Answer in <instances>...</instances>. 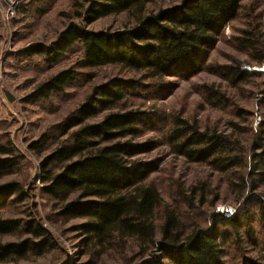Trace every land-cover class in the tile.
Returning <instances> with one entry per match:
<instances>
[{
    "label": "trees",
    "instance_id": "16d2710c",
    "mask_svg": "<svg viewBox=\"0 0 264 264\" xmlns=\"http://www.w3.org/2000/svg\"><path fill=\"white\" fill-rule=\"evenodd\" d=\"M245 0H182L179 5L148 13L155 0H86L78 13L85 26L110 17L127 14L135 25L121 31L87 30L71 25L50 46L33 45L23 51L25 57L41 55L50 65L59 63L74 47L83 50L80 67H120L144 76L147 80L163 81L168 77L188 78L205 70L211 53L225 35L226 29L238 19ZM258 30V31H257ZM243 31L236 38L240 49L252 57L251 64H264V43L259 29ZM226 80L234 88L259 76L239 65L222 68ZM80 73L74 68L63 70L39 84L25 99L38 104L54 95H63L74 86ZM140 81L114 79L96 89L75 115L58 126L66 142L57 147L43 164V191L60 204L58 216L65 222H82L77 229L87 247L96 251L126 248L136 244L138 264H227V249L240 248L247 239L257 243L250 210L255 209L264 226V200L256 192L264 186V147L257 153H245L232 136L218 130L199 127L183 117H175L165 137L172 155L188 163L209 167L229 175L241 193L249 192L241 210L231 218L213 214L210 228L189 231L180 216L164 210L157 185L150 180L158 166L139 157L154 147L140 142L145 129L153 124L147 113L127 110L128 101L136 97ZM206 96L219 104L224 95L211 87ZM100 121H96L106 112ZM35 143L38 149L43 143ZM48 144V143H47ZM22 156L10 140H0V181L22 166ZM205 187H193L195 199ZM19 182L0 183V237L19 233L20 242L0 241V264H22L30 255L42 256L55 249L46 229L36 221L20 225L3 216V206L26 198ZM117 245V246H116ZM119 250V249H118ZM120 251V250H119ZM153 254L154 260H147ZM248 264H258L244 256Z\"/></svg>",
    "mask_w": 264,
    "mask_h": 264
},
{
    "label": "rangeland",
    "instance_id": "374dc122",
    "mask_svg": "<svg viewBox=\"0 0 264 264\" xmlns=\"http://www.w3.org/2000/svg\"><path fill=\"white\" fill-rule=\"evenodd\" d=\"M182 0H155L148 5V13H156L179 5ZM86 0H0V140L13 142L22 156L21 168L0 183L19 182L24 186L25 200H17L3 206L5 218L15 219L23 227L36 221L47 230L55 243V249L42 256L30 255L22 264H138L136 244L129 241L126 248L108 251L90 250L83 234L77 229L82 222H65L58 216L60 204L51 200L43 191L41 182L43 164L47 157L64 142L58 126L84 104L88 97L114 79L140 81L137 95L127 104V110L147 113L153 121L145 129L140 142L153 144L150 152L140 156L143 161L158 166L150 180L159 188L164 210L177 213L189 231L195 228H210L213 214L222 207L241 210L246 191L241 193L233 186L229 175L220 174L207 166L191 164L171 154L165 137L175 117L197 122L203 130H218L232 136L245 153L254 149L259 153L264 147V64H251L250 54L240 49L236 38L243 31L259 29L264 34V0H245L244 9L237 20L226 29L225 35L211 53L205 70L188 78L168 77L163 81L147 80L144 76L120 67L84 69L80 67L83 50L74 47L65 58L50 65L41 55L25 57L23 51L33 45H45L58 41L60 35L71 25L84 26L87 30L121 31L131 28L135 21L127 14L100 19L84 25L78 13ZM258 31V30H257ZM264 43V35H262ZM245 71L259 76L234 88L226 80L222 68L239 65ZM74 68L79 72L78 82L63 95H54L49 101L38 104L26 103L24 99L42 82L63 70ZM221 92L225 99L213 104L206 96V88ZM106 112L96 121H100ZM46 137L47 143L35 149L33 145ZM205 187V204H201L203 192L199 190L194 199L191 189ZM264 200V186L257 192ZM222 215V214H221ZM232 216V217H233ZM249 216L257 231V243L253 246L247 239L240 248L227 249V264H248L244 256L264 264V226L255 209ZM11 234L0 237L2 243L20 242L28 236ZM117 246V245H116ZM120 251H119V250ZM154 260L153 254L147 260Z\"/></svg>",
    "mask_w": 264,
    "mask_h": 264
},
{
    "label": "built area",
    "instance_id": "2783aa9c",
    "mask_svg": "<svg viewBox=\"0 0 264 264\" xmlns=\"http://www.w3.org/2000/svg\"><path fill=\"white\" fill-rule=\"evenodd\" d=\"M229 208L233 209L232 213H228L227 211H220L219 209H218V213H221L226 218H231L236 213L237 210L234 207H222V209H229Z\"/></svg>",
    "mask_w": 264,
    "mask_h": 264
},
{
    "label": "clouds",
    "instance_id": "9594fccd",
    "mask_svg": "<svg viewBox=\"0 0 264 264\" xmlns=\"http://www.w3.org/2000/svg\"><path fill=\"white\" fill-rule=\"evenodd\" d=\"M220 211H227L228 213H232L233 209L229 208V209H219Z\"/></svg>",
    "mask_w": 264,
    "mask_h": 264
}]
</instances>
